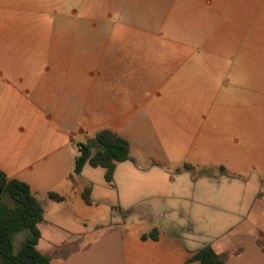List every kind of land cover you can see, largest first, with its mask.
Here are the masks:
<instances>
[{"label":"crops","instance_id":"crops-1","mask_svg":"<svg viewBox=\"0 0 264 264\" xmlns=\"http://www.w3.org/2000/svg\"><path fill=\"white\" fill-rule=\"evenodd\" d=\"M167 119L176 168L192 177L157 194V180L119 175L142 158L157 169L146 143ZM44 121L71 129L27 133ZM102 129L130 143L113 186L102 168L103 182L86 178L89 165L71 178L73 143ZM0 170L43 204L50 264H200L205 246L223 264H264V0H0Z\"/></svg>","mask_w":264,"mask_h":264},{"label":"trees","instance_id":"trees-1","mask_svg":"<svg viewBox=\"0 0 264 264\" xmlns=\"http://www.w3.org/2000/svg\"><path fill=\"white\" fill-rule=\"evenodd\" d=\"M127 161H133L129 141L111 129H102L93 139L79 145V155L71 178L80 175L85 166L89 165L104 169L106 183L113 186L117 164ZM185 169L193 170L188 165H185ZM0 189L3 190L0 198V264H50L51 258L38 249L41 239L39 225L44 221L43 204L27 183L9 179L1 170ZM82 197L87 205L92 204L90 188L84 190ZM48 198L57 202L64 200V197L53 192L48 193ZM20 232H25L26 238L15 252V237ZM148 238L156 240L157 230L142 236L143 240ZM190 261L200 264L224 263L211 246L200 249Z\"/></svg>","mask_w":264,"mask_h":264},{"label":"rangeland","instance_id":"rangeland-1","mask_svg":"<svg viewBox=\"0 0 264 264\" xmlns=\"http://www.w3.org/2000/svg\"><path fill=\"white\" fill-rule=\"evenodd\" d=\"M163 62H164V59H161L160 64L164 65ZM9 120L12 121V124L14 123V120L12 118ZM61 129L64 133H68L69 130L71 129V126H70V124H67V126L62 127V126L58 125V123H51L49 121H44V123L42 125L36 127V123L33 122V123H29L27 133H33L36 131H38V133H61L62 132ZM169 131H170V122L168 119L162 123L160 121L157 122V133H159L161 136L158 137V135H157V142L152 140V141H148L146 143V147L149 149L148 151L155 152L157 154V169L151 168L152 164H153V160H155L154 157H152L151 160H145L144 158H142L141 164L144 166L143 171H141L140 173H138V172L135 173V172H133V170L130 169L127 171V173L124 176H123L122 171H120L121 174L119 175V177L120 178L129 177V178H132L134 180L136 178H138L139 180H146L147 182H149L151 180H157V194H164V193L168 192L167 190L164 189L165 187L163 186V184H165L166 180L169 179L170 177L179 178V179H185L187 177H192V175H189L188 173H184L182 170H180L183 167L179 166V168H176L178 165H180V162H179L180 155H177V153L179 154L178 151H175L173 148H171V145H170L169 140H168ZM9 133H14V132L12 131ZM73 146H74V148H73L74 153L78 155L79 154V145L76 142H74ZM174 152H177V153H174ZM142 154L146 155L148 153L146 152V153H142ZM126 164L131 166V164L129 162H127ZM94 169L95 170H92V169L85 170L84 175L88 176L86 178H89L90 180H93V181L99 179L101 182H103L102 172H101L102 170H100L101 168L100 169L94 168ZM48 171L58 172L56 170H48ZM90 173H92L91 176L89 175ZM201 173H202V171L195 173L194 177L195 178L199 177ZM74 176H78V175H74ZM153 188H155V187H152L149 185L147 187H145L146 193L142 194L141 199L144 200L147 197H151V202L148 203L147 206L152 208L151 210L154 212L155 211V210H153L154 207L157 204H160V201L158 198H156L157 194L155 191H153ZM143 189H144V187H143ZM168 190L170 192V188H168ZM128 204H126V205H128ZM121 211H122L123 216H125L124 215L125 211H123V210H121ZM65 215H67V214H64V216ZM99 216L106 221H109V222H110V220L112 221V218L110 217V211H104L101 214H99ZM251 216L253 218H254V216L258 217V215H256V213H252ZM94 219L98 220V218L95 216L93 217L92 220H94ZM137 219L139 220V214L135 213L133 218H131L129 221L137 222L138 221ZM91 223H93V221ZM91 223L90 224L87 223L88 225H87L86 229H84V230H87L89 233L94 234V227L91 226L92 225ZM67 226L69 227V230H71V231L74 230L75 232H82L83 234H85L82 226H78L77 224H73L71 222ZM23 233H25V232H20L15 237V242H14L15 250H19L21 247L20 243L24 239Z\"/></svg>","mask_w":264,"mask_h":264},{"label":"water","instance_id":"water-1","mask_svg":"<svg viewBox=\"0 0 264 264\" xmlns=\"http://www.w3.org/2000/svg\"><path fill=\"white\" fill-rule=\"evenodd\" d=\"M2 192H3V190H2V189H0V198H1Z\"/></svg>","mask_w":264,"mask_h":264}]
</instances>
